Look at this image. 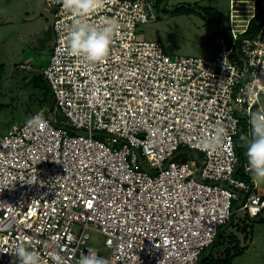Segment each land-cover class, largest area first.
<instances>
[{
  "label": "built area",
  "instance_id": "1",
  "mask_svg": "<svg viewBox=\"0 0 264 264\" xmlns=\"http://www.w3.org/2000/svg\"><path fill=\"white\" fill-rule=\"evenodd\" d=\"M43 1L52 48L41 74L52 105L0 134V264H19L21 245L40 264L99 256L91 232L104 237L107 264H203L234 213L264 210V194L236 176V143L250 134L249 113L264 109V0H255L256 31L214 37L213 58L171 57L138 40L149 0H104L88 22L119 27L94 66L68 54L72 18L60 0ZM217 126L222 145L207 151L201 140ZM186 150L204 159H182Z\"/></svg>",
  "mask_w": 264,
  "mask_h": 264
},
{
  "label": "rangeland",
  "instance_id": "2",
  "mask_svg": "<svg viewBox=\"0 0 264 264\" xmlns=\"http://www.w3.org/2000/svg\"><path fill=\"white\" fill-rule=\"evenodd\" d=\"M149 1L151 21L137 26V39L159 42L171 57H215L219 47L213 43V38L226 27L236 34H243L256 14L255 0H160L158 6H154L155 0ZM180 6L191 8L192 12L171 13ZM50 25L51 15L43 0H0L2 135L15 125L25 123L40 108L48 110L52 105L48 84L42 77L39 79L52 48ZM21 65L31 68L24 69ZM261 102L264 108V95ZM102 138L107 141L104 135ZM247 142L248 139L239 141V148L245 150ZM197 155L200 160L204 159L202 154L189 150L179 156L192 161ZM248 175L256 191L264 194V179L254 178L250 172ZM237 213V218L242 216L241 212ZM239 238L242 239V235ZM88 245L100 257L109 254L104 237L97 232H91ZM244 245L247 249L233 260V264H264V223L253 226L252 240Z\"/></svg>",
  "mask_w": 264,
  "mask_h": 264
},
{
  "label": "clouds",
  "instance_id": "3",
  "mask_svg": "<svg viewBox=\"0 0 264 264\" xmlns=\"http://www.w3.org/2000/svg\"><path fill=\"white\" fill-rule=\"evenodd\" d=\"M63 11L72 18V23L64 36L66 50L72 57L82 58L90 66L107 58L114 33L119 24L115 20L102 19L99 26L88 22L104 7V0H60ZM36 125L43 121L34 117L29 121ZM250 138L246 144L245 156L249 172L257 179H264V109L249 113ZM225 128L217 126L211 138L201 140V147L214 151L222 145ZM19 264H40V257L25 246H17L14 252ZM59 256L54 257L58 264ZM76 264H107V261L94 253L82 255Z\"/></svg>",
  "mask_w": 264,
  "mask_h": 264
},
{
  "label": "trees",
  "instance_id": "4",
  "mask_svg": "<svg viewBox=\"0 0 264 264\" xmlns=\"http://www.w3.org/2000/svg\"><path fill=\"white\" fill-rule=\"evenodd\" d=\"M160 0H156L155 5L158 6ZM256 10H258V3H255ZM194 11V10H193ZM185 13L189 14L192 12L191 8L180 6L171 10V13ZM258 25V16L253 17L249 24L247 31L245 32L246 36H251L257 28ZM218 35H224L230 37L231 32L229 28H224L219 32ZM28 69V68H24ZM39 79L43 78L41 72L39 73ZM44 79V78H43ZM45 80V79H44ZM46 81V80H45ZM249 136L238 139L236 143V152L240 161V168L236 171V176L252 181L251 177L248 175V172L244 170L243 164H247L245 150L238 146L239 141L249 140ZM255 190V188H254ZM242 216L237 218L238 213H234L230 220L223 224L217 233L216 239L212 246L208 247L203 252L202 262L203 264H233V260L240 254H242L246 249L247 245H244L246 241L252 240L253 226L256 223H264V210L256 217H250L246 212H241ZM228 229V230H227ZM239 235H242V239L239 238ZM240 239V240H239ZM241 241V242H240ZM242 243V245H241ZM208 250V251H207ZM207 256H204L205 252Z\"/></svg>",
  "mask_w": 264,
  "mask_h": 264
},
{
  "label": "snow or ice",
  "instance_id": "5",
  "mask_svg": "<svg viewBox=\"0 0 264 264\" xmlns=\"http://www.w3.org/2000/svg\"><path fill=\"white\" fill-rule=\"evenodd\" d=\"M89 206L91 207V203L89 204Z\"/></svg>",
  "mask_w": 264,
  "mask_h": 264
},
{
  "label": "crops",
  "instance_id": "6",
  "mask_svg": "<svg viewBox=\"0 0 264 264\" xmlns=\"http://www.w3.org/2000/svg\"><path fill=\"white\" fill-rule=\"evenodd\" d=\"M31 68V67H30ZM30 68H28V69H30ZM261 194H263V193H261Z\"/></svg>",
  "mask_w": 264,
  "mask_h": 264
}]
</instances>
